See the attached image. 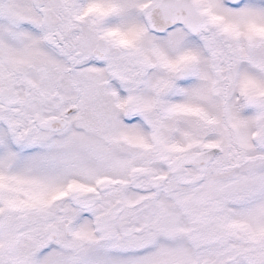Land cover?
Returning <instances> with one entry per match:
<instances>
[{"label": "snow or ice", "instance_id": "obj_1", "mask_svg": "<svg viewBox=\"0 0 264 264\" xmlns=\"http://www.w3.org/2000/svg\"><path fill=\"white\" fill-rule=\"evenodd\" d=\"M0 264H264V0H0Z\"/></svg>", "mask_w": 264, "mask_h": 264}]
</instances>
